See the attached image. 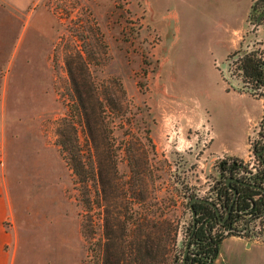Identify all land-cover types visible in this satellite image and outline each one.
<instances>
[{"label": "rangeland", "instance_id": "obj_1", "mask_svg": "<svg viewBox=\"0 0 264 264\" xmlns=\"http://www.w3.org/2000/svg\"><path fill=\"white\" fill-rule=\"evenodd\" d=\"M38 2L25 18L0 7V187L10 203L3 227L13 235L12 264H92L80 233L82 187L55 142L78 56L97 84L116 81L124 91L112 130L117 173L128 178L131 153L147 166L150 176L128 179L146 185L133 209L145 207L175 229L167 245L178 262L190 225L187 195L212 197L224 181L209 129L214 146L232 155L223 158L247 165L264 138V97L231 58L238 51L264 58V0H253L239 48L225 54L220 26L235 21L231 0Z\"/></svg>", "mask_w": 264, "mask_h": 264}, {"label": "trees", "instance_id": "obj_2", "mask_svg": "<svg viewBox=\"0 0 264 264\" xmlns=\"http://www.w3.org/2000/svg\"><path fill=\"white\" fill-rule=\"evenodd\" d=\"M234 56H238V70L254 84L252 90L261 87L258 92L264 97V58L251 51H238ZM75 68L68 72L69 103L64 114L55 121V142L75 181L82 187L80 202L86 219L81 220L80 233L93 257L92 264H181V254L177 262L175 256H170L171 248L167 245L174 240L175 229L163 227V219L149 218L145 207L141 213L133 209L134 204L144 203L146 185L139 189L128 184V179L141 180L150 176L147 166H136L137 158L131 153L127 155L128 178L125 180L117 173L118 148L114 145L112 130L113 120L121 116L119 110L124 98L121 85L116 81L112 82V88L97 84L87 70V61L81 56ZM263 146L264 138L261 143L253 144V154L256 156ZM262 157L264 160V152ZM231 159L230 165L235 162L241 166V161ZM144 163H147L146 155ZM233 173V168L219 167L224 181L219 183L213 201L219 217L209 204L192 202L195 227L186 264H212L223 237L213 234L211 228L229 206L230 213L222 226H227L233 216L256 217L264 213V192L241 183L227 185L225 179ZM236 179L264 189V167L261 165L255 175L241 174ZM90 187H93L94 197L90 195ZM231 188L237 194L234 199ZM192 197L193 194L187 195V204ZM95 229L99 234L93 239ZM190 230L191 218L188 234Z\"/></svg>", "mask_w": 264, "mask_h": 264}, {"label": "crops", "instance_id": "obj_3", "mask_svg": "<svg viewBox=\"0 0 264 264\" xmlns=\"http://www.w3.org/2000/svg\"><path fill=\"white\" fill-rule=\"evenodd\" d=\"M38 1L40 0H0V7L6 9V12H10L15 18H18V16H24L25 18L28 17V14H31L33 7L39 3ZM252 2L253 0H231L232 13L236 12L237 16L235 21H225L220 26L222 33L226 34L225 46H223L222 50L223 54L239 48L245 21ZM168 20L170 18L167 17V22L164 25L170 24ZM27 25L25 23L24 27ZM238 95L244 94L238 93ZM209 137L210 144L208 148L211 154L215 157L232 156L222 150V148L214 146V134L210 129ZM9 213L10 203L8 195L0 187V264L13 263V255L9 250V245L13 242V235L3 227V221L9 216ZM212 264H264V240L247 243L237 236H225L218 244L217 255Z\"/></svg>", "mask_w": 264, "mask_h": 264}, {"label": "built area", "instance_id": "obj_4", "mask_svg": "<svg viewBox=\"0 0 264 264\" xmlns=\"http://www.w3.org/2000/svg\"><path fill=\"white\" fill-rule=\"evenodd\" d=\"M237 57L238 56H232L231 58L235 59ZM258 89H259L258 91H260V89L262 88L259 87ZM262 141L263 139L261 140V142ZM219 157H220V161H219L220 163L222 161L231 162L232 160L231 158H223L222 156ZM249 157L250 156H248V158ZM246 166H248L247 170H246ZM260 167H261L260 161L253 154L248 165L246 164L245 161H241V166H239V169L236 174L239 176L241 174H245L246 176H252L255 175L260 170ZM244 171H247V173H245ZM215 198H216V194H214L212 197H206L205 199L213 202ZM224 222L220 223L218 221V223L211 228V232L213 234L220 235L222 237L228 235L237 236L239 238H242L247 243L264 240V213L257 215L256 217H250V215L233 216L229 220L227 226H222Z\"/></svg>", "mask_w": 264, "mask_h": 264}, {"label": "water", "instance_id": "obj_5", "mask_svg": "<svg viewBox=\"0 0 264 264\" xmlns=\"http://www.w3.org/2000/svg\"><path fill=\"white\" fill-rule=\"evenodd\" d=\"M264 152V146L262 148L261 151H258L256 153V156L258 158V160L260 161L261 165L264 167V160H263V157H262V153ZM230 180H234L232 177H227L225 179V183L227 185H229V181ZM237 181V180H235ZM243 185H248L250 187H253L261 192H264V189L261 187V186H258V185H253V184H247V183H243L241 181H237ZM232 191H233V196L235 195V189L234 188H231ZM194 201H201V202H205L207 204H209L210 206L213 207L214 211H215V214L217 215V217H219V211L216 207V205L213 204V202L211 201H208L206 199H202V198H198V197H192L189 202H188V209L190 211V218H191V230L189 232V234L187 235L186 239H185V242H184V245H183V250H182V254H181V264H186V257H187V253H188V248H189V242H190V238H191V235H192V232H193V229L195 227V213L194 211L192 210V202ZM230 209H231V206L228 207L226 213L223 215V217L221 219H219V222L220 223H223L225 221V219L228 217L229 213H230Z\"/></svg>", "mask_w": 264, "mask_h": 264}, {"label": "flooded vegetation", "instance_id": "obj_6", "mask_svg": "<svg viewBox=\"0 0 264 264\" xmlns=\"http://www.w3.org/2000/svg\"><path fill=\"white\" fill-rule=\"evenodd\" d=\"M230 164H231V162L222 161L221 163H219V167L226 168V169H231V168H233L234 171H235V173H233L234 175H232V178H233L234 180H230V181H229V185H230L231 182H232V183L239 184V182H237V181H239V180L236 179L237 176L239 177V175L236 174L237 171H238V169H239V166H238L235 162H233L232 165H230ZM234 176H235V177H234ZM235 180H237V181H235ZM236 196H237V194H236V191H235V195L232 196V198L234 199Z\"/></svg>", "mask_w": 264, "mask_h": 264}]
</instances>
